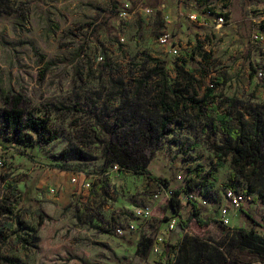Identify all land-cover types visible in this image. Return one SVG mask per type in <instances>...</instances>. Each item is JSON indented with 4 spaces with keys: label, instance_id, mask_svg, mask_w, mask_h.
I'll return each mask as SVG.
<instances>
[{
    "label": "rangeland",
    "instance_id": "rangeland-1",
    "mask_svg": "<svg viewBox=\"0 0 264 264\" xmlns=\"http://www.w3.org/2000/svg\"><path fill=\"white\" fill-rule=\"evenodd\" d=\"M128 1H0V205L9 212L2 220L12 223L0 238L2 264H170L175 252L163 256L166 243L177 246L185 234L197 232L194 219L182 228L193 204L181 202L180 215L174 214L171 207L163 209L169 197L160 191L150 218L136 219L134 210L159 185L168 192L181 186L180 173L192 185L202 176L214 182L206 194L209 204H197L200 216L210 222L205 232L211 243L226 240L235 228L251 227L242 210L264 220V185H251L234 169L232 154L209 177L216 164L211 138L220 144L222 136L217 112H227L220 100L239 101L232 110L233 125L246 130L254 120L249 112L264 105V0H133L122 17ZM190 3L197 4L194 21ZM220 16L224 21L218 24ZM163 34L179 41L178 55L158 42ZM149 57L168 61L173 86L176 64L192 69L200 96L226 79L211 105L218 111L205 110L200 119L191 112L160 141L149 165L155 179L104 169L114 112L123 106L125 93L139 85L149 98L160 87L159 78L147 71L153 66L145 65ZM11 92L28 100L27 114L49 118L44 137L14 133L3 125V96ZM48 136L55 139L47 143ZM78 173L92 177L94 189H77L70 177ZM66 185L71 186L67 193ZM233 187L247 198L239 208L227 207L229 223L224 224L223 193ZM164 212L171 218L159 223ZM131 222L133 232L127 229ZM119 227L124 234L116 231ZM148 236L154 246L142 259L137 244Z\"/></svg>",
    "mask_w": 264,
    "mask_h": 264
},
{
    "label": "trees",
    "instance_id": "trees-1",
    "mask_svg": "<svg viewBox=\"0 0 264 264\" xmlns=\"http://www.w3.org/2000/svg\"><path fill=\"white\" fill-rule=\"evenodd\" d=\"M2 1V0H0ZM112 7L116 3L112 2ZM193 57V56H192ZM153 63L148 69L150 77L159 78L158 91L146 98L141 92V86L130 87L125 93L123 106L114 112V123L107 139L106 158L104 169L114 164L120 171L127 170L133 173L145 174L151 179L156 177L151 174L149 165L155 157L158 144L167 135L172 133L175 123L183 124L189 118L191 112H195L200 119L205 110L218 111L216 103L218 86L226 83L225 78H220L215 85L207 87L206 92L200 96L192 69L185 70L179 64L175 65L177 80L173 85L169 83L167 75L168 61L161 58L149 57L145 65ZM257 72V67H253ZM142 83V82H141ZM28 100L21 93H8L3 96L4 107L1 110L3 125L12 129L14 133L30 131L44 137L49 128V118H37L33 114H27L25 106ZM239 103L235 98H224L220 104L227 105V112H217V120L221 125V143L217 144L214 135L211 138V147L216 154V164L209 172V177H215V171L223 166L224 158L232 154V166L253 183L264 185V105H258L259 109L249 112L253 117L250 129L244 125H233V109ZM128 108V114L124 109ZM181 119L178 122V119ZM54 136H48L46 142H51ZM59 167L66 170L63 166ZM256 176V177H255ZM200 181L190 184L188 181L171 190L172 195L164 207H171L174 214L180 215L182 192L198 190L196 193L206 195L214 186V182L207 176H202ZM260 179V181H259ZM15 188V184H9ZM235 189V187H233ZM254 188L250 186V191ZM264 196V194H262ZM188 218L182 221V228L189 227L194 219L198 223L195 234H185L177 246L166 243L163 256H167L174 250L175 257L170 264H264V220L258 222L247 210L242 212L247 217L250 228L238 227L229 237L211 243L207 235L206 226L209 220L200 216V210L196 203ZM163 210V209H162ZM9 213L0 205V238L4 237L7 230L12 229V223L3 221L1 217ZM164 218L157 221L170 220L171 216L163 213ZM1 238V239H2ZM153 237H142L137 244V254L142 259H148L154 246ZM173 249V250H172ZM4 262L0 247V264Z\"/></svg>",
    "mask_w": 264,
    "mask_h": 264
},
{
    "label": "built area",
    "instance_id": "built-area-1",
    "mask_svg": "<svg viewBox=\"0 0 264 264\" xmlns=\"http://www.w3.org/2000/svg\"><path fill=\"white\" fill-rule=\"evenodd\" d=\"M131 9V4L129 2L125 3L123 5V9L121 10V16L127 17L128 13ZM196 15L190 16L191 19H196ZM218 24L222 23L224 21L223 16L219 17ZM257 37V36H255ZM172 36L170 34H163L158 38V42L162 46H167L169 53L173 55H178L180 48L177 44V42L171 41ZM103 57H100L102 59ZM259 76H262V72H258ZM4 162L2 159H0V166H3ZM112 171L120 172L119 166L117 164L112 165L111 167ZM82 176V178L80 177ZM178 179L181 181L182 185H185L188 181V176L185 173L178 174ZM70 181L76 185L77 189L82 190H92L94 189L95 180H93L92 177L85 175L84 173H78L70 177ZM54 192V190H51ZM160 191H164V194H166V197H171L172 192H168L163 185H159V189L154 192L151 196V198L147 201H145L142 205L138 206L134 210V217L136 219L142 218V219H148L151 217V214L153 212V209L155 208L156 203L160 200ZM171 194V195H170ZM224 198L227 201V205H223L220 208V217L221 221L224 224L229 223L228 219V210L227 207L232 208H239L246 200V195L242 192L236 191L233 188H227L224 190ZM201 199V202L199 200ZM181 202H189V203H196L199 205V203L203 206H207L209 204V199L206 197V195H202L199 193H196L194 190H189L188 192H182L180 195ZM175 227V221L170 222V228ZM127 229L129 232H133L136 229V224L134 222H131L128 224ZM118 233L124 234L123 227H119L116 229Z\"/></svg>",
    "mask_w": 264,
    "mask_h": 264
},
{
    "label": "crops",
    "instance_id": "crops-1",
    "mask_svg": "<svg viewBox=\"0 0 264 264\" xmlns=\"http://www.w3.org/2000/svg\"><path fill=\"white\" fill-rule=\"evenodd\" d=\"M132 1H133V0H129L128 2H130V3L132 4ZM125 3H126V2H125ZM187 7L190 8V9H193V11H191L192 13L190 14V16L196 15V14L194 13V12H195V8H197V4H196V3H195V4H194V3L187 4ZM122 9H123V5H122V7H121V10H122ZM190 16H189V17H190ZM190 19H191V18H190ZM192 20L194 21V19H192ZM173 42H177L178 46L180 45L178 40H175V39H174ZM165 47H166V46H165ZM179 48H180V46H179ZM65 187H66L65 190H66V193H67L68 190L71 189V188H70L71 186L66 185ZM165 205H166V204H165ZM165 205L162 206L163 209H164ZM159 223H161V222H159ZM193 234H195V233H193Z\"/></svg>",
    "mask_w": 264,
    "mask_h": 264
}]
</instances>
